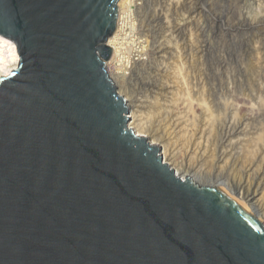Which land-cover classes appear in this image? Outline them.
Listing matches in <instances>:
<instances>
[{
  "label": "water",
  "instance_id": "1",
  "mask_svg": "<svg viewBox=\"0 0 264 264\" xmlns=\"http://www.w3.org/2000/svg\"><path fill=\"white\" fill-rule=\"evenodd\" d=\"M119 1L0 0V264H264L262 214L129 124Z\"/></svg>",
  "mask_w": 264,
  "mask_h": 264
},
{
  "label": "bare ground",
  "instance_id": "2",
  "mask_svg": "<svg viewBox=\"0 0 264 264\" xmlns=\"http://www.w3.org/2000/svg\"><path fill=\"white\" fill-rule=\"evenodd\" d=\"M149 1L120 0L117 28L107 43V46L112 51V57L106 62V65L117 88H121L118 90L119 93L121 95L124 93L125 95H123L128 101L129 112H131L130 120H133L132 123H129L137 128L138 133L147 135L153 142L160 146L161 151L162 149L165 151V162L174 168L178 175L183 178L191 175L198 181L206 179L211 185L223 186L236 197L255 208L264 218V126L256 129L257 132H254L249 137L246 132L247 128H244L246 119L242 121L239 113L232 111L231 118L233 120H231L233 122L226 123L222 131H215V123L221 120L219 116L223 115L216 114L218 111L217 108L220 106H232V103L222 95L207 93L209 77H206L207 81H205L201 76H197L195 73L199 71L195 70L198 67L191 66L190 71L194 70L196 77H200V80H198L200 81L201 87L199 94L195 96L199 98V104L204 106L205 113H207L205 119L203 117L199 119L196 112L189 109V98H192V95L189 94L188 76H184L183 81L184 85L186 84L185 87H178L179 83L176 82V79H181L179 77L181 71H175L172 64L166 65L161 69L162 64H164L162 59H165V57H160L161 60L156 59L162 63L160 67L158 63L156 66L154 63V70L151 69V72L153 71L155 76L161 78L162 83L158 85L154 81H144V76L147 74L146 64L149 62L148 56L149 53V57L152 56L153 51L151 49L154 48L151 46L152 44L149 42V39L145 38L140 26L143 25V23L141 24L143 7ZM191 1L189 0V2ZM209 2L210 0H203V3L209 4L210 10L214 12L213 24L217 28L226 35H235L236 32L244 33L240 25H237V28L234 29L232 24H230V21L235 16L231 13L230 9L227 15L225 13L228 12V9L227 11L225 10L219 13L218 6L210 4ZM259 4L261 5V7L259 5V9L261 10L258 13L255 12V20L264 18V1H260ZM186 5L184 9L187 7ZM197 13L200 19L207 16L204 9H201ZM251 14L249 19L254 20ZM189 15H191V12H189ZM194 28L193 23H189V34H193L194 30L197 29ZM131 35L137 38L141 47H131L127 44L125 38ZM177 49H180V47ZM161 50L155 54L156 57L162 53ZM154 53L156 52L154 51ZM188 58L186 57V61ZM196 58V56H192L193 61ZM18 63L19 57L16 51V44L0 36V78L10 75L12 70L18 68ZM186 63H184L185 65L182 69L185 73L189 71V61ZM219 73L220 71L216 74L218 75L216 82L219 84V90L221 92L227 91L226 95L230 96L237 87L235 86V80L230 78L231 76L222 78L223 76H220ZM127 78V83L131 80L130 85L127 84V86H124ZM132 79L138 81L136 83L137 86H141L142 84V87L136 88ZM175 87H177V91L181 88L184 93L183 98L186 106L183 113L180 114L178 111L180 118L173 119L166 109V103L169 100L175 101ZM261 93L260 98H250L255 103V108H258L264 117V93ZM208 94L209 96L207 97ZM217 102L218 104L215 106ZM191 115H195V117L191 118ZM139 126L142 127L140 130ZM208 129L210 130L207 131ZM241 142H243V147L240 152H237L238 148L236 144ZM181 169H184L183 171L186 173H182Z\"/></svg>",
  "mask_w": 264,
  "mask_h": 264
},
{
  "label": "rangeland",
  "instance_id": "3",
  "mask_svg": "<svg viewBox=\"0 0 264 264\" xmlns=\"http://www.w3.org/2000/svg\"><path fill=\"white\" fill-rule=\"evenodd\" d=\"M187 1L150 0L147 5H144V10L141 13V24L143 23V25L140 26L142 29V33H144L145 35V38H148L149 42L152 44L151 46L154 47L153 49H151L154 54H152L153 58L152 56L149 57L150 53L148 56L149 62L147 61L148 64H146L147 74H145L144 76V81H154L158 85L162 83L161 78L159 76H155V73L153 74V71L151 72V69L154 70V67L157 63L160 67L162 62L157 60H161L160 57H165V59H162V61H164V64H162L161 69L166 65L172 64V67L175 68V71H181V76L179 75L181 79L177 78V81L175 80L177 83H179L178 87H185L186 84L184 85L183 81L184 76H188L187 78L189 79V91L191 92H189V94L192 95V98H189V109L195 111L199 119L200 117H203L205 119L207 117V113H205L204 106H201L199 104V98L196 97L199 94V89L201 87L199 81L200 77H196V75L201 76L203 79H205V81H207L206 77H209L207 93H211L213 95H222L225 99H228L229 102L232 103V106H220L217 108L218 111L216 114L223 115L219 116L221 120H218V122L215 123V131H222L224 125L233 120L231 118V112L236 111L237 113H239L240 119L242 121L246 119V125L244 126V128H247L246 132L250 137L254 132H257L256 129L264 126V117L262 116V112L258 108H255V103L250 98H260L262 94L261 92L264 93V18L257 19L258 21L254 19V14L258 13L259 10H261L259 9L260 1L264 0H210V4L218 6L219 13L224 12L225 10L227 11L228 9V12L225 13L227 15L229 14L230 9L231 13L235 15L234 18L230 21V24H232L234 29L237 28V25H240V28L244 32H236L235 35H226L213 24L214 12L210 10L211 8L209 4L203 3V0H192L191 2H189V0ZM185 5L187 7L184 9ZM201 9H204L207 13V16L203 19H200L197 16V12ZM189 12H191V15H189ZM250 14L253 17L252 19H254L255 21L249 19ZM245 16H247L248 18ZM189 23H193L195 28H197H194V32L192 31L193 34H189ZM177 30L179 31L178 33ZM179 34H181V36H179ZM179 47L181 50L177 49ZM157 49H162V53L156 57L155 54L159 53V50L156 51ZM176 49L178 50V52ZM154 51L156 53H154ZM181 54H183L185 58ZM192 56H196V60L193 61ZM186 57L188 58L187 61H189V71H187L189 72L188 75L187 72L185 73V71L182 70L183 66L185 65L184 63L187 62ZM191 66L198 67L199 69L197 68L195 71H199L200 74H198L199 72L195 73L194 70L190 71ZM219 71V75L223 76L222 78L231 76L230 78L235 80V86L237 87L230 96L226 95L227 91L221 92L219 90V84L218 82H216V78H218V75L216 74H218ZM127 82L128 78L126 79L124 86H127V84L130 85L131 80H129V83ZM137 82L138 81L133 82L134 86L136 88L142 87V84L141 86H137ZM120 89L121 88L118 87V90ZM175 91V101L169 100L166 103V109L173 119L180 118V114L183 113L186 106L185 100L183 98L184 93L182 92L181 88L179 91H177V87H175ZM209 94L207 95V97L209 96ZM211 99L213 98L211 97ZM216 104H218V102L215 103V106ZM178 111L180 112V114ZM129 115L131 118V112H129ZM190 117L194 118L195 115H191ZM132 122L133 120L131 119L130 123ZM141 128L142 127L139 126V130ZM210 129H208L207 131H209ZM236 145L238 148L237 152H240L241 148L243 147V142ZM162 152L165 158V151L163 149ZM181 170L182 173H186L183 171L184 169ZM203 181L199 182L210 184L206 179H204Z\"/></svg>",
  "mask_w": 264,
  "mask_h": 264
},
{
  "label": "built area",
  "instance_id": "4",
  "mask_svg": "<svg viewBox=\"0 0 264 264\" xmlns=\"http://www.w3.org/2000/svg\"><path fill=\"white\" fill-rule=\"evenodd\" d=\"M125 39L127 40V44H129L131 47H141L140 42L136 37H134V35H131Z\"/></svg>",
  "mask_w": 264,
  "mask_h": 264
}]
</instances>
